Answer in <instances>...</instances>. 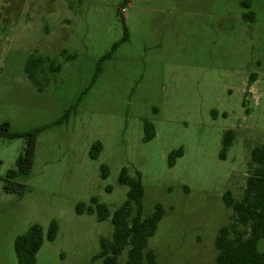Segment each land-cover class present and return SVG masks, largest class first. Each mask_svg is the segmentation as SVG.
I'll return each instance as SVG.
<instances>
[{
  "label": "rangeland",
  "instance_id": "rangeland-1",
  "mask_svg": "<svg viewBox=\"0 0 264 264\" xmlns=\"http://www.w3.org/2000/svg\"><path fill=\"white\" fill-rule=\"evenodd\" d=\"M116 44L76 114L40 134L32 174L17 180L28 187L22 199L5 185L26 141L0 137V264H18L16 238L36 224L47 235L54 221L57 239L45 241L38 264H97L111 221L76 207L97 198L114 214L129 192L119 184L124 168L142 174L144 214L165 209L149 241L160 264H215L216 237L232 214L223 197L241 198L251 150L264 144V0H0V130L59 121ZM31 56L47 65L42 91L25 74ZM53 62L60 73H49ZM146 121L156 129L149 143ZM228 130L236 139L223 161ZM97 142L104 150L93 161Z\"/></svg>",
  "mask_w": 264,
  "mask_h": 264
},
{
  "label": "trees",
  "instance_id": "trees-1",
  "mask_svg": "<svg viewBox=\"0 0 264 264\" xmlns=\"http://www.w3.org/2000/svg\"><path fill=\"white\" fill-rule=\"evenodd\" d=\"M128 5L130 0H123ZM244 8H250V2L242 3ZM247 21L254 20V13L244 15ZM127 32V31H126ZM128 39L125 36L124 41ZM120 44H116L112 51L104 56L98 64V68L92 83L81 95L77 104L68 109L63 117L56 123L37 128L26 133L11 134L10 123L5 122L0 130V137L7 139H24L26 147L23 155L17 161L16 169L8 172L6 177L5 191L15 194L22 199L28 191L25 184L17 182L19 178H29L35 165L38 139L46 129L61 126L69 121L71 115L76 114L79 104L84 96L95 85L102 73V65L109 60ZM43 59L31 56L25 64V74L28 80L38 88L40 77L46 74ZM49 73H60L62 67L55 62L49 64ZM254 77L250 79V85ZM144 142L149 143L156 137L155 126L146 121L144 123ZM236 133L228 130L223 135L220 159L225 161L231 148L234 146ZM104 147L101 142L95 143L90 150V158L97 161ZM185 154L184 148L173 151L168 158L170 168L176 166L177 160ZM110 170L107 165L101 167V178L107 180ZM119 184L129 189L126 202L111 213L108 206L92 198L90 205L81 203L76 207L79 216L84 214L96 216L99 223L111 221L113 233L111 239L101 238L100 252L93 258L97 264H158L157 254L149 248V241L153 239L165 217V209L157 205L150 216L144 214L143 199L145 189L143 177L140 172L132 177L127 168L122 169L119 176ZM110 191V190H109ZM223 201L228 210L232 212L227 225L223 226L215 240L216 258L215 264H264V251H259V244L264 239V144L258 145L251 150L248 164V177L240 199H236L231 191L225 193ZM59 233V224L51 223L47 235L41 225H33L23 235L15 240V253L18 264H38V254L45 241L55 242ZM122 262V263H121Z\"/></svg>",
  "mask_w": 264,
  "mask_h": 264
},
{
  "label": "crops",
  "instance_id": "crops-1",
  "mask_svg": "<svg viewBox=\"0 0 264 264\" xmlns=\"http://www.w3.org/2000/svg\"><path fill=\"white\" fill-rule=\"evenodd\" d=\"M156 254H157V253H156ZM157 258H158V256H157ZM157 262H158V264H160V260H159V259H158V261H157Z\"/></svg>",
  "mask_w": 264,
  "mask_h": 264
}]
</instances>
